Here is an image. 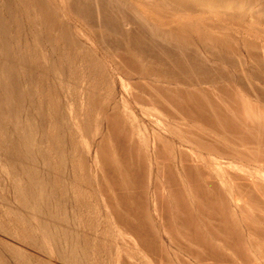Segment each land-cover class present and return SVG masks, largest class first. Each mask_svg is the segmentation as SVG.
Returning <instances> with one entry per match:
<instances>
[{
  "label": "rangeland",
  "instance_id": "obj_1",
  "mask_svg": "<svg viewBox=\"0 0 264 264\" xmlns=\"http://www.w3.org/2000/svg\"><path fill=\"white\" fill-rule=\"evenodd\" d=\"M79 1L0 0V264H264V0Z\"/></svg>",
  "mask_w": 264,
  "mask_h": 264
},
{
  "label": "bare ground",
  "instance_id": "obj_2",
  "mask_svg": "<svg viewBox=\"0 0 264 264\" xmlns=\"http://www.w3.org/2000/svg\"><path fill=\"white\" fill-rule=\"evenodd\" d=\"M35 1H38L37 4L35 3ZM46 1L50 2V0H46ZM69 1H70L69 3H71V4H70V7L72 6V9L76 10V11L79 12V14H80V11L82 12V7L79 5V3H81L82 1H81V2H80L79 0H69ZM85 1H86V0H85ZM217 1H218V0H217ZM251 1L253 2L254 0H251ZM255 1H256V0H255ZM255 1H254V2H255ZM32 2L35 3V5H36V7H37V10H38V13H39V14H42L43 16L46 17L47 22L45 23V25H46L47 27H49V28H53V26H54V24H55V20L57 19V16H56V14H55V8L52 7V5H51V7H52V10H51L49 7L45 6L44 0H32ZM114 2H116V1L114 0ZM117 2H118V1H117ZM120 2H121V1H120ZM215 2H216V1H215ZM116 4H119V5H120V3H116ZM81 5L83 6L84 4H81ZM41 6L44 7V14H43V12H42V10H41ZM123 7H124V6H123ZM45 8H46V9L48 10V12H49L47 15L45 14ZM101 9H102V8H101ZM102 10H103V9H102ZM129 12H130V11H129ZM81 14H83V16H84L85 13L82 12ZM102 14H103V16H104V13H103V12H102ZM100 15H101V14H100ZM133 15H134V14H133ZM80 16H81V15H80ZM103 16H102V17H103ZM109 16H110V15H109ZM134 16H135V15H134ZM131 17H132V16H131ZM100 18H101V17H100ZM132 18H133V17H132ZM134 19H135V18H134ZM127 20H128V19H127ZM135 20H136V19H135ZM128 22L131 23V21H129V20H128ZM109 24H110V23H109ZM133 24H134V23H133ZM135 25H136V24H135ZM132 27H133V26H132ZM132 27H131V28H132ZM133 29H134V28H133ZM135 29H136V28H135ZM133 31H134V30H133ZM100 32H101V31H100ZM134 32H135V31H134ZM137 33H138V31H137ZM101 34H102V32H101ZM133 35H134V34H133ZM134 40H135V39H134ZM133 42H135V41H133ZM133 42H132V43H133ZM136 42H137V41H136ZM206 43H207V42H206ZM206 43H205V45H206ZM134 45H135V44H134ZM115 46H117V45H115ZM136 46H137V45H136ZM120 47H121V46H120ZM120 47H119V49H120ZM131 47H132V46H131ZM134 47H135V46H134ZM137 47H138V46H137ZM210 47H211V44H210ZM116 48H117V47H116ZM123 48H124V47H123ZM138 48H139V47H138ZM119 49H118V50H119ZM118 50H117V51H118ZM121 50L123 51L122 53H124V50H125V49L123 50V49L121 48ZM119 51H120V50H119ZM140 51H141V50H140ZM125 52L128 53L129 51H126V50H125ZM129 53H130V52H129ZM120 55H122V54H120ZM124 55H127V54L124 53ZM122 56H123V55H122ZM126 57H127V56H126ZM126 57H125V58H126ZM129 57H132L131 54H130ZM129 57H128V58H129ZM122 58H123V57H122ZM132 58H133V57H132ZM130 59H131V58H130ZM261 59H262V58H261ZM127 61H129V60H127ZM127 61H126V63H127ZM132 61H133V60H132ZM132 61H131V62H132ZM124 63H125V62H124ZM153 63H154V62H153ZM127 65H129V64H126V66H127ZM124 66H125V65H124ZM126 66H125V67H126ZM155 66H156V65H155ZM126 68H127V67H126ZM133 68H135V67H133ZM155 69H156V68H155ZM135 70H136V69H135ZM133 71H134V70H133ZM154 71H155V70H154ZM158 71H159V69H158ZM130 72H132V71H130ZM156 72H157V71H156ZM156 74H157V73H156ZM157 78H158V77H157ZM159 78H160V77H159ZM144 82H145V81H144ZM136 83H137V82H136ZM152 83H153V82H152ZM191 83H192V82H191ZM156 84H157V83H156ZM158 85H159V84H158ZM159 87H160V86H159ZM161 88H162V87H161ZM247 88H248V87H247ZM154 90H155V89H154ZM159 90H160V89H159ZM159 90H158V91H159ZM162 90H163V89H162ZM171 90H173V89H171ZM229 90H230V89H229ZM155 91H156V90H155ZM158 91H157V92H158ZM192 91H193V90H192ZM150 92H151V91H150ZM160 92H161V90H160ZM151 93H152V92H151ZM161 93H162V92H161ZM176 93H177V91H176ZM184 93H185V92H184ZM158 94H159V93H158ZM165 94H166V93H165ZM182 94H183V93H182ZM193 94H195V93H193ZM198 94H199V93H198ZM155 95H156V94H155ZM159 95H160V94H159ZM166 95H167V94H166ZM170 95H171V94H170ZM180 95H181V94H180ZM168 96H169V94H168ZM181 96H182V95H181ZM184 96H185V95L183 94V97H184ZM187 96H188V95H187ZM190 96H191V95H190ZM196 96H198V95H196ZM89 97H90V96H89ZM161 97H162V96H161ZM164 97H167V96H164ZM185 97H186V96H185ZM167 98H168V97H167ZM172 98H173V97H172ZM194 98H195V97H194ZM201 98H202V97H201ZM232 98H233V97H232ZM234 98H235V97H234ZM159 99H160V97H159ZM163 99H164V98H163ZM184 99H185V98H184ZM203 99H204V98H203ZM161 100H162V98H161ZM166 100H167V99H166ZM188 100H189V98H188ZM235 100H236V99H235ZM243 100H244V99H243ZM173 101H174V99H173ZM205 101H206V100H205ZM220 101H221V100H220ZM159 102H160V101H159ZM164 102H165V101H164ZM176 102H178V101H176ZM197 102H198V100H197ZM214 102H215V99H214ZM227 102H228V101H227ZM230 102H231V101H230ZM237 102H238V101H237ZM173 103H174V102H173ZM198 103H199V102H198ZM202 103H203V102H202ZM251 103H252V102H251ZM155 104H156V103H155ZM169 104H172V103L169 102ZM175 104H176V103H175ZM208 104H209V103H208ZM214 105H215V104H214ZM229 105H230V104H229ZM235 105H236V104H235ZM235 105H234V106H235ZM159 106H161V105L159 104ZM164 106H165V105H164ZM166 106H167V105H166ZM169 106H173V105H169ZM180 106H181V105H180ZM201 106H202V105H201ZM203 106H204V105H203ZM219 106H220V104H219ZM245 106H246V105H245ZM254 106H255V105H254ZM259 106H260V105H259ZM162 107H163V106H162ZM174 107H175V106H174ZM184 107H185V104H184ZM205 107H206V106H205ZM227 107H228V105H227ZM232 107H233V106H232ZM252 107H253V106H252ZM163 108H164V107H163ZM163 108H162V109H163ZM166 108H167V107H166ZM169 108H170V107H169ZM171 108H172V107H171ZM171 108H170V109H171ZM182 108H183V107H181V109H182ZM191 108H193V107L191 106ZM218 108H219V107H218ZM164 109H165V108H164ZM184 109H185V108H184ZM194 109H195V108H194ZM197 109H199V108H197ZM205 109H207V108H205ZM174 110H175V109H174ZM221 110H222V109H221ZM223 110H224V109H223ZM226 110H227V109H226ZM166 111H167V110H166ZM175 111H177V108H176ZM188 111H190V110L188 109ZM193 111H194V110H193ZM215 111H216V110H215ZM227 111H228V110H227ZM243 111H244V110H243ZM203 112H204V111H203ZM211 112H212V111H211ZM216 112H217V111H216ZM237 112L239 113V111H237ZM247 112H248V111H246V113H247ZM171 113H172V112H171ZM179 113H180V112H179ZM186 113H187V112H186ZM191 113H192V112H191ZM219 113H220V112H219ZM222 113H223V112H222ZM177 114H178V113H177ZM180 114H181V113H180ZM180 114H179V115H180ZM193 114H195V113H193ZM205 114H207V113H205ZM205 114H203V115H205ZM212 114H213V113H212ZM170 115H171V114H170ZM182 115H183V113H182ZM200 115H201V114H200ZM224 115H225V114H224ZM228 115H229V114H228ZM235 115H237V113H235ZM248 115H249V114H248ZM248 115H247V116H248ZM260 115H261V114H260ZM185 116H187V115H185ZM188 116H189V115H188ZM231 116H232V115H231ZM231 116H230V117H231ZM183 117H184V116H183ZM192 117H193V116H192ZM215 117H216V116H215ZM224 117H225V116H224ZM258 117H259V119H260V116H259V115H258ZM112 118H113V117H112ZM185 118H186V117H185ZM200 118H201V117H200ZM200 118H199V119H200ZM208 118H209V117H208ZM219 118H220V117H219ZM232 118H233V117H232ZM238 118H239V117H238ZM187 119H188V118H187ZM190 119H191V118H190ZM209 119H210V118H209ZM215 119H216V118H215ZM240 119H242V115H241ZM244 119H245V117H244ZM244 119H243V120H244ZM259 119H258V120H259ZM110 120H112V119H110ZM110 120H109V121H110ZM195 120H196V119H195ZM226 120H227V119H226ZM243 120H242V121H243ZM253 120H254V119H253ZM109 121H108V123H109ZM198 121H199V120H198ZM206 121H207V120H206ZM221 121H222V120H221ZM254 121H255V120H254ZM113 122H114V121H113ZM117 122H119V121L117 120ZM201 122H204V121H201ZM218 122H219V121H218ZM218 122H217V123H218ZM222 122H223V121H222ZM222 122H220V123H222ZM226 122H227V121H226ZM234 122H235V121H234ZM243 122H244V121H243ZM245 122H246V121H245ZM120 123H121V122H120ZM237 123H238V121H237ZM255 123H256V122H255ZM257 123H258V122H257ZM207 124H208V123H207ZM209 124H210V122H209ZM223 124H224V123H223ZM235 124H236V122H235ZM238 124H239V123H238ZM247 124H248V123H247ZM221 125H222V124H221ZM231 125H232V124H231ZM231 125H230V126H231ZM109 126H110V125H109ZM109 126H107V127H109ZM120 126H121V125H120ZM120 126H119L118 128H120ZM192 126H193V125H192ZM209 126H210V125H209ZM214 126H215V124H214ZM214 126H213V127H214ZM218 126H220V125H218ZM225 126H226V124H225ZM237 126H238V125H237ZM237 126H236V128H237ZM242 126H244V125H242ZM253 126H256V125H253ZM114 127H115V126H114ZM194 127H195V126H194ZM220 127H222V126H220ZM223 127H224V126H223ZM245 127H246V126H245ZM259 127H260V126H259ZM263 127H264V126H263ZM263 127H262V128H263ZM184 128H185V127H184ZM230 128H231V127H230ZM248 128H249V127H248ZM110 129H114V128H111V127H110ZM116 129H117V128H116ZM185 129H186V128H185ZM219 129H220V128H219ZM221 129H223V128H221ZM251 129H252V128H251ZM255 129H256V128H255ZM257 129H258V128H257ZM263 129H264V128H263ZM117 130H119V129H117ZM121 130H122V128H121ZM123 130H124V129H123ZM200 130H201V129H200ZM227 130H228V129H227ZM244 130H245V129H244ZM186 131H187V130H186ZM201 131H202V130H201ZM233 131H235V130H233ZM252 131H253V130H252ZM252 131H251V132H252ZM188 132H189V131H188ZM195 132H196V131H195ZM199 132H200V131H199ZM219 132H220V131H219ZM257 132H258V130H257ZM263 132H264V131H263ZM263 132H261V133H263ZM113 133H114V132H113ZM115 133H116V130H115ZM117 133H119V132H117ZM124 133H125V131H124ZM127 133H128V132H127ZM201 133H203V132H200V134H201ZM223 133H225V132H223ZM236 133H237V132H236ZM236 133H233V134H236ZM239 133H241V132H239ZM259 133H260V132H259ZM259 133H258V134H259ZM228 134H229V133H228ZM255 134H256V133H255ZM112 135H114V134H112ZM112 135H111V136H112ZM125 135H126V133H125ZM125 135H124V136H125ZM128 135H129V133H128ZM229 135H231V134H229ZM103 136H105V134H104ZM237 136H238V135H237ZM239 136H240V135H239ZM251 136H252V135H251ZM255 136H256V135H255ZM125 137H126V136H125ZM155 137H156V136H155ZM201 137H202V135H201ZM229 137H230V136H229ZM229 137H228V138H229ZM253 137H254V136H253ZM258 137H259V136H258ZM260 137H261V136H260ZM116 138H117V136H116ZM116 138L114 139L115 141H116ZM127 138H128V137H127ZM232 138H233V135H232ZM235 138H236V137H235ZM106 139H107V138H106ZM106 139H105V140H106ZM155 139H156V138H155ZM238 139H239V138H238ZM242 139H243V138H242ZM117 140H118V139H117ZM123 140H124V139H123ZM239 140H240V139H239ZM259 140H260V139H259ZM106 141L108 142V139H107ZM112 141H113V140H112ZM155 141H156V140H155ZM157 141H158V140H157ZM248 141H249V140H248ZM252 141H254V140H252ZM102 142H103V141H102ZM107 142H106V143H107ZM119 142H120V141H119ZM124 142H125V141H124ZM255 142H256V140H255ZM100 143H101V141H99V147H100V146L102 147V145H101ZM158 143H159V142H158ZM206 143H207V142H206ZM240 143H242V142H240ZM258 143H259V142H258ZM109 144H110V143H109ZM109 144H108V145H109ZM124 144H126V143H124ZM156 144H157V142H156ZM160 144H161V143H160ZM202 144H203V143H202ZM204 144H205V143H204ZM238 144H239V143H238ZM262 144H263V142H262ZM115 145H117V144H115ZM157 145H158V144H157ZM200 145H201V144H200ZM206 145H207V144H206ZM211 145H213V144H211ZM106 146H107V145H106ZM109 146H110V145H109ZM109 146H107V147H109ZM158 146L161 147L160 145H158ZM208 146H210V145L208 144ZM114 147H115V146H114ZM119 147H120V145H119ZM254 147H255V146H254ZM110 148H111V147H110ZM116 148H118V147H116ZM116 148H115V150L117 151ZM122 148L126 149L125 147H122ZM122 148H120L119 150H121ZM105 149H106V148H105ZM108 149H109V148H108ZM156 149H157V148H156ZM160 149H162V147H161ZM242 149H243V148H242ZM254 149H255V148H254ZM97 150L99 151V150H101V149L98 148ZM102 150H103V149H102ZM157 151H158V149H157ZM260 151H261V149H260ZM94 152H95V151H94ZM101 152H102V151H100V153H101ZM103 152H104V151H103ZM109 152H111V151H109ZM249 152H251V151H249ZM100 153H98V154L100 155ZM111 153L114 154V152H111ZM111 153L109 154V153L107 152L108 156H109V155L111 156ZM118 153H119V151H118ZM104 154H105V152H104ZM107 154H106V156H107ZM233 154H234V153H233ZM250 154H251V153H250ZM114 155H115V154H114ZM118 155H119V154H118ZM120 155H121V154H120ZM120 155L118 156L119 158H120ZM128 155H129V154H128ZM134 155H135V154H134ZM100 156H101V155H100ZM103 156H104V155H103ZM110 156H109V157H110ZM163 156H164V155H163ZM183 156H186V155H183ZM93 157H94V156H93ZM115 157H116V156H114V158H115ZM121 157H122V156H121ZM250 157H252V155H251ZM101 158H102V157H101ZM110 158H112V157H110ZM110 158L107 157V159H110ZM129 158H130V157H129ZM138 158H139V157H138ZM185 158H186V157H185ZM253 158H254V156H253ZM257 158H258V157H257ZM257 158H256V159H257ZM105 159H106V158H105ZM107 159H106V160H104V158L102 159V160H104V164H105V165L108 164V163H106ZM116 159H117V157H116ZM125 159H126V158H125ZM158 159H160V157H159ZM258 159H259V158H258ZM111 160H112V159H111ZM111 160H109V163L112 164V162H110ZM123 160H124V158H123ZM160 160H161V159H160ZM181 160H183L182 157H181ZM185 160L187 161V159H185ZM188 160H189V159H188ZM251 160H252V159H251ZM99 161H100V160H99ZM112 161H113V160H112ZM138 161H139V160H138ZM165 161H166V160H165ZM186 161H184V164H185ZM95 162H97V161L95 160ZM134 162H135V161H134ZM157 162H158V161H157ZM162 162H163V161H162ZM187 162H188V161H187ZM102 163H103V161H102ZM117 163H118V161H117ZM125 163H126V160H125ZM139 163H140V162H139ZM158 163H159V162H158ZM158 163H157V164H158ZM188 163H189V162H188ZM160 164H161V162H160ZM184 164H183V165H184ZM199 164H200V163H199ZM4 165H5V163H4ZM8 165H9V164H8ZM96 165H97V164H96ZM96 165H95V166H96ZM124 165H125V164H124ZM103 166H104V165H103ZM110 166H111V165H110ZM110 166H109V169L111 168L112 170H114V169L112 168L113 165H112L111 167H110ZM126 166H127V165H126ZM157 166H158V165H157ZM159 166H160V165H159ZM191 166H192V165H191ZM211 166H212V165H211ZM97 167H98V166H97ZM105 167H106V169H108L107 166H105ZM105 167H104V168H105ZM113 167H115V166H113ZM120 167H121V165H120ZM164 167H165V166H164ZM197 167H199V165H197ZM213 167H215V166H213ZM104 168H103V170H104ZM115 168H116V167H115ZM121 168H122V167H121ZM121 168H120V169H121ZM130 168H131V167H130ZM161 168H162V167H160V169H161ZM183 168H184V167H183ZM202 168H203V167H202ZM98 169H99V167H98ZM106 169H105V170H106ZM109 169H108V170H109ZM135 169H136V168H135ZM163 169H164V168H163ZM185 169H187V168L185 167ZM189 169H190V168H189ZM199 169H201V168H199ZM205 169H206V168H205ZM127 170H128V168H127ZM132 170H134V169H132ZM158 170H159V169H158ZM183 170H184V169H183ZM193 170H194V169H193ZM193 170H192V171H193ZM96 171H97V170H96ZM98 171H99V170H98ZM106 171H107V170H106ZM115 171H116V170H115ZM115 171H114V172H115ZM160 171H161V170H160ZM203 171H205V170H203ZM207 171H208V170H207ZM133 172H134V171H133ZM161 172H162V171H161ZM201 172H202V171H201ZM100 173H101V172H100ZM104 173H106V174L108 173V174H109V172H105V171H104ZM111 173H112V172H111ZM124 173H125V172H124ZM136 173H137V172H136ZM193 173H194V171H193ZM195 173H196V172H195ZM108 174H107V175H108ZM140 174H141V173H140ZM202 174H203V176H204V172H203ZM237 174H238V173H237ZM239 174H240V173H239ZM107 175H106V176H107ZM117 175H118V174H117ZM132 175H133V174H132ZM132 175H131V176H132ZM260 175H261V174H260ZM108 176H109V175H108ZM111 176H112V175H111ZM111 176H110V177H111ZM115 176H116V175H115ZM139 176H140V175H139ZM142 176H143V175H142ZM188 176L191 177V176L189 175V173H188ZM193 176H194V175H193ZM196 176H197V175H196ZM243 176H244V175H243ZM100 177H101V175H100ZM112 177H113V176H112ZM234 177H236V175H234ZM238 177H239V176H238ZM240 177H241V176H240ZM240 177H239V179H242V178H243V177H242V178H240ZM250 177H251V176H250ZM101 178H102V177H101ZM108 178H109V177H108ZM121 178H122V177H121ZM143 178H144V177H143ZM127 179H128V178H127ZM131 179H132V178H131ZM136 179H137V178H136ZM189 179H191V178H189ZM210 179H211V178H210ZM236 179H237V178H236ZM247 179H248V178H245L244 180H247ZM253 179H254V178H253ZM109 180H110V179H109ZM119 180H120V179H119ZM125 180H126V178H125ZM178 180H179V179H178ZM187 180H188V178H187ZM193 180H194V179H193ZM193 180H192V181H193ZM215 180H216V179H215ZM251 180H252V179H251ZM111 181H112V180H111ZM134 181H135V180H134ZM189 181H190V180H189ZM195 181H196V180H194L193 184H195ZM198 181H199V180H198ZM241 181H242V180H241ZM253 181H254V180H253ZM103 182H104V181H103ZM103 182H102V183H103ZM119 182H120V181H119ZM126 182H128V181H126ZM140 182H141V181H140ZM196 182H197V181H196ZM235 182H236V181H235ZM237 182H238V181H237ZM244 182H245V181H244ZM248 182H249V181H248ZM250 182H251V181H250ZM258 182H259V181H258ZM129 183H130V182H129ZM129 183H128V184H129ZM134 183H135V182H134ZM112 184H114V183L112 182ZM112 184H111V185H112ZM115 184H118V183H115ZM115 184H114V185H115ZM201 184H202V183H201ZM251 184H253V183H251ZM99 185H100V183H99ZM118 185H119V184H118ZM121 185H122V182H121ZM121 185H120V186H121ZM129 185H130V184H129ZM191 185H192V184H191ZM195 185L197 186V184H195ZM215 185H216V184H215ZM100 186H102V184H101ZM100 186H99V187H100ZM116 186H117V185H116ZM123 186H124V185H123ZM196 186H195V188H196ZM203 186H204V184H203ZM245 186H246V185H245ZM113 187H114V186H113ZM143 187H144V186H143ZM254 187H255V191H257L256 189H258V191H257L258 193L256 192L258 195L261 194V193L263 192V190H264L263 186H261L262 188H258V187H256L255 185H252L251 189L254 188ZM114 188H115V187H114ZM123 188H124V187H123ZM125 188H126V187H125ZM141 188H142V187H141ZM213 188H214V187H213ZM244 188H246V187H244ZM102 189H103V188H102ZM121 189H122V188H121ZM191 189H192V188H191ZM198 189H199V188H198ZM200 189H201V188H200ZM205 189H207V186H206ZM251 189H249V190H251ZM262 189H263V190H262ZM107 190H108V188H107ZM116 190H118V189H116ZM142 190H143V189H142ZM219 190H220V189H219ZM238 190H239V189H238ZM238 190H237V191H238ZM244 190H245V189H244ZM252 190H253V189H252ZM102 191H103V190H102ZM118 191H119V190H118ZM125 191H126V190H125ZM125 191H123V193H124ZM134 191H135V189H134ZM193 191H194V190H193ZM197 191H198V190H196V192H197ZM199 191H200V190H199ZM204 191H205V190H204ZM209 191H210V190H209ZM212 191H213V190H212ZM212 191H211V192H212ZM215 191H216V190H215ZM247 191H248V190H247ZM253 191H254V190H253ZM106 192H107V191H106ZM116 192H117V191H116ZM120 192H121V191H120ZM143 192H145V191H143ZM196 192H195V193H196ZM211 192H210V193H211ZM239 192H240V191H239ZM250 192H252V191H250ZM204 193H206V192H204ZM212 193H213V192H212ZM212 193H211V195L213 196ZM247 193H248V192H247ZM103 194H104L105 196L107 195V193H106V194L103 193ZM125 194H126V193H125ZM132 194H133V193H132ZM262 194H263V193H262ZM130 195H131V194H130ZM138 195H139V194H138ZM175 195H176V194H175ZM175 195H174V196H175ZM201 195H202V193H201ZM201 195H200V196H201ZM206 195H207V193H206ZM216 195H217V194H216ZM240 195H242V194L240 193ZM247 195H249V194H247ZM108 196L111 197L110 195H107V196H106V198H108V199L106 200L107 203H108L109 199H110V201H113V200H111L112 198H109ZM117 196H118V195H117ZM135 196H136V195H135ZM198 196H199V195H198ZM203 196H204V195H203ZM220 196H223V195H220ZM243 196H244V195H243ZM259 196H261V195H259ZM121 197H122V196H121ZM217 197H218V196H217ZM248 197H249V196H248ZM255 197H256V196H255ZM263 197H264V195H263ZM117 198H118V197H117ZM203 198H204V197H203ZM208 198H209V196H208ZM215 198H216V197H215ZM237 198H238V196H237ZM250 198H251V197H250ZM253 198H254V197H253ZM261 198H262V197H261ZM124 199H125V198H124ZM139 199H140V198H139ZM141 199H142V198H141ZM197 199H198V198H197ZM200 199H202V198H200ZM204 199H206V198H204ZM204 199H203V200H204ZM212 199H213V198H212ZM220 199H222V198H220ZM224 199H225V198H224ZM194 200H195V199H194ZM203 200H202V201H203ZM209 200H210V199H209ZM251 200L253 201V199H251ZM256 200H257V199H256ZM263 200H264V199H263ZM117 201H118V200H117ZM127 201L130 202L129 200H127ZM195 201H196V200H195ZM119 202H120V201H119ZM224 202L226 203V200H224ZM256 202H257V201H256ZM262 202H263V201H262ZM109 203H110V202H109ZM120 203H121V202H120ZM155 203H156V202H155ZM197 203H198V201H197ZM205 203H208V202H205ZM210 203H211V202H210ZM227 203H228V202H227ZM130 204H131V203H130ZM132 204H133V203H132ZM216 204H217V203H216ZM239 204H240V203H239ZM253 204H254V203H253ZM259 204H260V202H259ZM262 204H264V202H263ZM111 205H112V203H111ZM141 205H142V204H141ZM200 205H201V204H200ZM242 205H244V204H242ZM108 206H110V205H108ZM213 206H214V203H213ZM244 206H246V205H244ZM244 206H242V207H244ZM247 206H248V205H247ZM260 206H261V205H260ZM122 207H123V206H122ZM139 207H140V206H139ZM197 207H198V206H197ZM214 207H215V206H214ZM214 207H213V209H214ZM217 207H218V206H217ZM217 207H216V208H217ZM219 207H220V206H219ZM227 207H228V206H227ZM239 207H240V206H239ZM262 207H263V209H264V205H262ZM110 208H111V206H110ZM198 208H199V207H198ZM202 208H203V206H202ZM221 208H222V207H221ZM133 209H134V208H133ZM138 209H139V208H138ZM203 209H204V208H203ZM224 209H225V208H224ZM229 209H230V208H229ZM229 209H228V210H229ZM243 209H244V208H243ZM245 209H246V208H245ZM110 210H111V209H110ZM200 210H201V207H200ZM226 210H227V209H226ZM254 210H255V209H254ZM202 211H203V210H202ZM217 211H218V210H217ZM217 211H216L215 213H217ZM222 211H223V210H222ZM245 211H247V210H245ZM245 211H244V212H245ZM191 212H192V211H191ZM206 212H207V210H206ZM228 212H229V211H228ZM230 212H231V211H230ZM247 212H248V211H247ZM250 212H251V211H250ZM204 213H205V212H204ZM224 213H225V211L223 212V214H224ZM255 213H256V212H255ZM209 214H210V213H209ZM220 214H221V213H220ZM250 214H251V213H249V215H250ZM115 215H117V214H115ZM192 215H193V214H192ZM210 215H211V216H215V215H213V214H210ZM217 215H218V213H217ZM241 215H242V214H241ZM258 215H259V214H258ZM194 216H195V214H194ZM225 216H226V214H225ZM231 216L234 217L232 214H231ZM256 216H257V215H256ZM262 216H263V215H262ZM262 216H261V217H262ZM200 217H201V216H200ZM209 217H210V216H209ZM215 217H216V216H215ZM220 217H221V216H220ZM223 217H224V215H223ZM202 218H203V217H202ZM202 218H201V219H202ZM241 218H242V216H241ZM259 218H260V217H259ZM262 218H264V217H262ZM115 219H116V218H115ZM203 219H204V218H203ZM210 219H211V218H210ZM216 219H217V218H216ZM219 219L222 220L221 218H219ZM225 219H227V218H225ZM248 219H249V218H247V220H248ZM257 219H258V216H257ZM260 219H261V218H260ZM223 220H224V219H223ZM232 220H233V219H232ZM243 220H244V219H243ZM247 220H246V222H247ZM263 220H264V219H263ZM119 221H120V220H119ZM204 221H205V220H204ZM211 221H212V220H211ZM216 221H217V220H216ZM216 221H215V222H216ZM218 221H219V220H218ZM226 221H227V220H226ZM230 221H231V220H230ZM188 222H189V221H188ZM196 222H197V221H196ZM227 222H228V221H227ZM227 222H226V224H227ZM232 222H233V221H232ZM232 222H231V223H232ZM244 222H245V221H244ZM246 222H245V223H246ZM205 223H206V222H205ZM213 223H214V221H213ZM248 223H249V222H248ZM197 224H198V223H197ZM215 224H216V223H215ZM219 224H221V223L219 222ZM223 224H224V222H223ZM228 224H229V223H228ZM250 224H252V223H250ZM250 224H249V225H250ZM187 225H188V224H187ZM191 225H192V224H191ZM233 225H234V224H233ZM233 225H232V226H233ZM206 226H207V225H206ZM208 226H209V225H208ZM215 226L217 227V225H215ZM219 226H220V225H218V227H219ZM222 226H223V225H222ZM229 226H230V225H229ZM251 226H255V224H252ZM190 227H191V226H190ZM227 227H228V226H227ZM246 227H249V226L247 225ZM258 227H259V228H263V227H261V226H257V228H256L257 231L254 229V230L251 231L250 234L252 235V233H257V234H261L262 236H264V231H263L264 228H263L262 230L260 229V230H261V231H260V230L258 229ZM140 228H141V227H140ZM183 228H184V226H183ZM186 228H187V227H186ZM186 228H185V229H186ZM191 228H192V227H191ZM202 228H203V227H202ZM210 228H211V226H210ZM224 228L226 229V227H224ZM230 228H231V227H230ZM251 228L253 229V227H249L248 229H251ZM254 228H255V227H254ZM132 229H133V228H132ZM187 229H188V228H187ZM200 229H201V228H200ZM203 229H204V228H203ZM211 229H212V228H211ZM213 229H214V228H213ZM213 229H212V231H214ZM181 230H182V229H181ZM201 230H202V229H201ZM228 230H229V229H228ZM228 230L226 229L225 231H228ZM233 230H234V229H233ZM137 231H138V229H137ZM137 231L135 232V230H134L135 233H137ZM191 231H192V230H191ZM199 231H200V230H199ZM212 231H211V233L213 234L214 232H212ZM221 231H222V230H221ZM236 231H237V229H236ZM238 231H239V230H238ZM238 231H237V233H238ZM240 231H241V230H240ZM131 232H133V231H131ZM134 232H133V234H134ZM185 232H186V231H185ZM196 232H197V231H196ZM196 232H195V233H196ZM203 232H205V231H203ZM216 232H217V231H216ZM152 233H153V232H152ZM187 233H188V232H187ZM195 233H194V234H195ZM225 233H227V232H225ZM230 233H231V231H230ZM230 233H229V234H230ZM233 233H234V232H233ZM235 233H236V232H235ZM235 233H234V234H235ZM240 233H241V232H240ZM240 233H239V234H240ZM137 234L139 235V233H137ZM184 234H185V233H183V235H184ZM215 234H216V233H214V235H215ZM131 235H132V234H131ZM138 235H137V236H138ZM146 235H147V234H146ZM189 235H191V234H189ZM202 235H203V234H202ZM205 235H206V234H204V236H205ZM219 235H220V234H219ZM232 235H233V234H232ZM235 235H236V234H235ZM127 236H128V235H127ZM134 236H136V234H134ZM185 236H186V235H185ZM185 236H184V237H185ZM195 236H197V235H195ZM198 236L200 237V235H198ZM226 236H228V235H226ZM242 236H243V235H242ZM262 236H261V237L259 236V237L262 238ZM139 237H140V235H139ZM141 237H142V236H141ZM193 237H194V236H193ZM215 237H216V236H215ZM217 237H218V236H217ZM223 237H224V236H223ZM228 237L230 238V236H228ZM236 237H237V236H236ZM240 237H241V236H240ZM136 238L138 239V237H136ZM185 238H186V237H185ZM189 238H191V237H189ZM189 238H188V239H189ZM196 238H197V237H196ZM200 238H201V237H200ZM202 238H203V237H202ZM206 238H208V237H206ZM218 238H219V237H218ZM237 238H238V237H237ZM140 239H141V238H140ZM146 239H147V238H146ZM194 239H195V238H194ZM220 239H221V238H220ZM226 239H227V238H226ZM240 239H241V238H240ZM262 239H264V238H262ZM127 240H128V239H127ZM131 240H133V239H131ZM204 240H205V239H204ZM206 240H207V239H206ZM224 240H225V237H224ZM224 240H223V242H225ZM236 240H237V239H236ZM149 241H150V240H149ZM188 241L190 242V240H188ZM191 241H192V240H191ZM193 241H194V240H193ZM193 241H192V242H193ZM196 241H197V240H196ZM201 241H202V240H201ZM229 241H230V240H229ZM240 241H241V240H240ZM242 241H243V240H242ZM250 241H251V240H250ZM197 242H198V241H197ZM211 242H213V241H211ZM235 242H236V241H235ZM235 242H234L233 244H235ZM237 242H238V240H237ZM252 242H253V241H252ZM193 243H194V242H193ZM202 243H203V242H201V244H202ZM206 243H207V242H206ZM213 243H214V242H213ZM226 243H227V242H226ZM229 243H230V242H229ZM231 243H232V242H231ZM238 243H239V242H238ZM244 243H245V242H244ZM244 243H242V244L245 245ZM262 243H263V242H262ZM262 243L260 242V245H261ZM132 244H134V243H132ZM204 244H205V243H204ZM215 244H216V243H215ZM240 244H241V243H240ZM253 244L255 245V243H252L251 245H253ZM210 245H211V243H210ZM216 245H217V244H216ZM236 245H238V244H236ZM254 245H253V246H254ZM256 245H258V244H256ZM218 246H219V245H218ZM227 246H229V245H227ZM232 247H233V246H232ZM235 247L237 248V246H235ZM238 247H239V245H238ZM262 247H263V246H262ZM209 248H210V247H209ZM212 248H213V246H212ZM216 248H217V246H216ZM241 248H242V247H241ZM253 248H255V246H254ZM256 248H258V247H256ZM206 249H207V248H206ZM217 249H218V248H217ZM258 249H259V248H258ZM207 250H208V249H207ZM215 250H216V249H215ZM222 250H223V249H222ZM237 250H238V249H237ZM240 250H241V249H240ZM247 250H248V249H247ZM210 251H211V250H210ZM237 252H238V251H237ZM240 252L242 253V251H240ZM259 252H260V251H258V253H259ZM213 253H214V252H213ZM245 253H246V252H245ZM260 253H261V252H260ZM238 254H239V252H238ZM242 254H243V253H242ZM218 255H219V254H218ZM218 255H216V256H218ZM244 255H245V254H244ZM247 255H248V254H247ZM261 255H263V257H264V254H261ZM1 256H2V255H1ZM216 256H215V257H216ZM228 256H229V255H228ZM248 256H249V255H248ZM250 256H251V255H250ZM210 257H211V256H210ZM213 257H214V256H213ZM213 257H212V258H213ZM239 257H241V256L239 255ZM251 257H252V256H251ZM251 257H250V258H251ZM117 258H118V257H117ZM219 258H220V257H219ZM247 258H248V257H247ZM215 259H216V258H215ZM223 259H224V257H222V260H223ZM230 259H231V257H230ZM248 259H249V258H248ZM220 260H221V259H220ZM220 260H219V261H220ZM250 260H251V259H250ZM214 261H215V260H214ZM233 261H234V260H233ZM233 261H232L231 263H233ZM216 262H217V261H216ZM222 262H223V261H222ZM226 262H227V261H226ZM229 262H230V261H229ZM247 262H249V261H246V263H247ZM117 263H118V262H117ZM234 263H235V262H234ZM244 263H245V262H244ZM225 264H226V263H225ZM235 264H236V263H235ZM248 264H249V263H248Z\"/></svg>",
  "mask_w": 264,
  "mask_h": 264
}]
</instances>
